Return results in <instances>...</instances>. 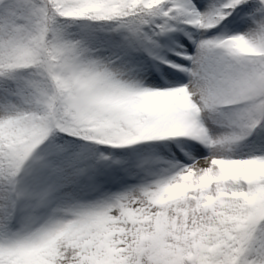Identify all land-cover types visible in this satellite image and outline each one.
Returning a JSON list of instances; mask_svg holds the SVG:
<instances>
[{
	"label": "snow or ice",
	"instance_id": "1",
	"mask_svg": "<svg viewBox=\"0 0 264 264\" xmlns=\"http://www.w3.org/2000/svg\"><path fill=\"white\" fill-rule=\"evenodd\" d=\"M0 264H264V0H0Z\"/></svg>",
	"mask_w": 264,
	"mask_h": 264
}]
</instances>
